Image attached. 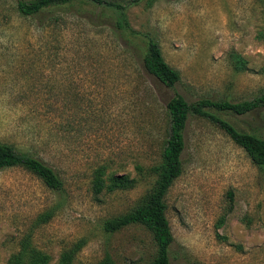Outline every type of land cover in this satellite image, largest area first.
<instances>
[{"label": "rangeland", "instance_id": "obj_1", "mask_svg": "<svg viewBox=\"0 0 264 264\" xmlns=\"http://www.w3.org/2000/svg\"><path fill=\"white\" fill-rule=\"evenodd\" d=\"M15 1L0 0V142L40 158L63 188L51 191L17 166L0 169V264L22 238L45 264L104 256L147 264L154 246L145 228L108 233L102 222L151 190L169 97L233 102L264 91V0H108L122 4L132 30L155 38L179 73L172 88L141 68L140 35L127 42L99 9L76 0L23 16ZM210 111L264 138V107ZM183 133L181 170L164 196L171 262L264 264V168L206 118L191 116ZM110 174L130 183L107 188Z\"/></svg>", "mask_w": 264, "mask_h": 264}, {"label": "trees", "instance_id": "obj_2", "mask_svg": "<svg viewBox=\"0 0 264 264\" xmlns=\"http://www.w3.org/2000/svg\"><path fill=\"white\" fill-rule=\"evenodd\" d=\"M73 1L76 0H16L15 9L23 16H39L50 14L57 7L70 6ZM78 1L99 9L97 16L101 19H108V22L127 42L134 39L135 35H140L143 41L140 65L147 75L168 88H172L178 82V71L164 61L155 38L135 32L129 27L122 4L108 0ZM139 1L141 0H128V4H135ZM261 107H264V91L249 99L233 102L209 97L187 101L182 95L174 93L164 105L167 117L166 135L159 162L153 167L155 180L151 190L142 201L128 211L103 220V230L111 233L128 225H140L149 232L154 246L153 257L147 264H173L170 250L173 238L165 217L164 196L181 170V154L185 147L183 131L187 121L193 115L206 118L223 130L233 143L241 147L255 166L264 168V138L252 128L251 131L239 130L210 111L215 109L230 114L244 115ZM13 166L31 173L51 191L58 193L63 188L62 180L57 173L40 158L27 152L17 151L9 143L0 142V169ZM102 173V167L95 168L93 180L95 191L103 187ZM108 179L107 188L125 187L130 183L123 175L110 174ZM51 212L52 210H48L40 214L41 221H46ZM46 260L45 254L29 248L27 239L22 238L19 249L8 257L6 264H45ZM61 264L68 263L62 259ZM96 264L114 263L108 256H104Z\"/></svg>", "mask_w": 264, "mask_h": 264}]
</instances>
